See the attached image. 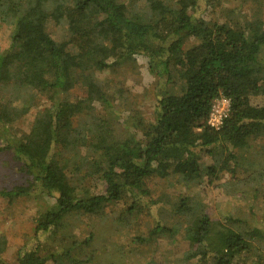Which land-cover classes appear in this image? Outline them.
I'll return each mask as SVG.
<instances>
[{
    "label": "trees",
    "instance_id": "1",
    "mask_svg": "<svg viewBox=\"0 0 264 264\" xmlns=\"http://www.w3.org/2000/svg\"><path fill=\"white\" fill-rule=\"evenodd\" d=\"M220 2L146 0L138 10L123 0H0V23L14 24L10 45L0 51V150L21 173L0 196L9 203L49 197L52 204L37 206L34 237L45 233L46 243L56 245L46 251L45 242L24 244L19 264L99 262L76 253L89 238L79 237L74 220L114 216L120 207L127 219H151L138 237L143 243L176 233L179 219L192 216L182 228L186 261L264 264V213L226 226L188 195L168 202L163 191L154 192L157 177L188 183L204 176L213 183L224 172L235 177L240 151L264 136V20L256 11L245 17L231 8L224 9L227 20H214L210 13ZM63 23L69 37L53 38ZM137 55L157 80L155 116L146 121L134 109L128 119L133 132L120 138L109 113L95 114L96 104L113 96V82L107 85L97 73L109 69L117 78ZM112 87L123 96L128 91L118 82ZM35 92L47 103L18 134L16 122L38 100ZM222 96L229 110L215 127L209 119ZM100 181L103 192L97 193ZM5 248L2 237L0 254Z\"/></svg>",
    "mask_w": 264,
    "mask_h": 264
},
{
    "label": "rangeland",
    "instance_id": "2",
    "mask_svg": "<svg viewBox=\"0 0 264 264\" xmlns=\"http://www.w3.org/2000/svg\"><path fill=\"white\" fill-rule=\"evenodd\" d=\"M123 1L129 7L135 6L138 10L144 9L146 5V0ZM64 2L73 4L75 0H64ZM131 2H133L132 6ZM25 6L26 3H21V11ZM226 8L236 9L237 13L241 12L245 17H252V13L256 11L264 20V0H221L217 9L210 13L211 18L219 22L227 20L228 18L224 17ZM13 29L14 24L0 23V51L10 45ZM54 31L52 32L53 38L69 37L67 23L58 25ZM110 71L108 69L97 73L98 78H101L107 85L113 82L110 90L113 96L110 98V105L96 104L95 114L109 113L115 133L118 137L125 138L133 132L128 119L135 114L134 109H139L146 121H153L156 106L153 89L157 80L148 70L146 58L140 55L135 57V65L121 69L117 78H114L112 75L114 73ZM116 82L122 89L128 90L125 96L112 87ZM81 93L82 91L78 90L74 95L77 97ZM39 95V93L32 95L36 97L35 101L37 98L38 100L16 122L18 134L29 130L36 112L47 103L45 96ZM223 98L225 97L218 99ZM13 103L22 105L20 100H15ZM137 136L141 137V134L138 133ZM239 155L241 166L236 168L235 177H232L230 172H224L222 177L213 183L208 182L207 176L189 183L184 179L164 180L157 177L153 180L155 195L158 194L157 191H163L168 195L166 200L168 202L177 201L180 195H188L200 202L214 221L226 226L239 224L242 220L251 221L254 214L259 220L262 218L261 214L264 213V136L241 150ZM20 174L11 154L0 150V188L12 186ZM93 189L97 193H102L103 182H98ZM44 202L52 204V200L47 196L24 197L14 203H9L0 196V238L3 237L6 240V248L0 254V264H19L17 251L24 244L45 242L43 247L46 251H56V245L53 246L51 242L46 243L45 233L40 232L37 237H34V216L37 206ZM153 208L155 211L158 210L156 205ZM199 210L201 207L198 206L197 211ZM111 215L103 214L92 218L80 216L74 220L75 225H78L75 231L79 237L83 241L89 238V243L78 246L76 253L94 255L99 261L91 257L90 264H197L196 258L186 261L185 256L189 251V245L183 240L182 228L187 225L188 221H192L190 219L192 216L179 219L178 222L182 228L176 233L158 236L151 242L143 243L138 237H144L147 234L146 231L151 225L149 217L140 216L133 220L127 219L123 207L117 208L115 215ZM260 243L261 246L264 245L263 240ZM46 264L56 263L49 259Z\"/></svg>",
    "mask_w": 264,
    "mask_h": 264
},
{
    "label": "built area",
    "instance_id": "3",
    "mask_svg": "<svg viewBox=\"0 0 264 264\" xmlns=\"http://www.w3.org/2000/svg\"><path fill=\"white\" fill-rule=\"evenodd\" d=\"M229 110V100L223 98L221 100L217 99L213 104L209 123L212 126L219 127Z\"/></svg>",
    "mask_w": 264,
    "mask_h": 264
}]
</instances>
